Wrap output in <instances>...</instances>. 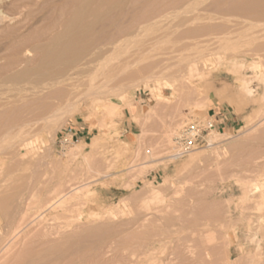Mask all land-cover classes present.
I'll return each mask as SVG.
<instances>
[{"label": "rangeland", "instance_id": "obj_1", "mask_svg": "<svg viewBox=\"0 0 264 264\" xmlns=\"http://www.w3.org/2000/svg\"><path fill=\"white\" fill-rule=\"evenodd\" d=\"M73 1L0 0V80L26 72L21 87L0 84V103L24 88L10 116L32 141L20 150L16 116L0 125V264H145L151 248L153 264H264V0ZM88 1L89 48L40 67L47 46L83 32L66 35ZM211 106L230 124L175 158V138Z\"/></svg>", "mask_w": 264, "mask_h": 264}, {"label": "bare ground", "instance_id": "obj_2", "mask_svg": "<svg viewBox=\"0 0 264 264\" xmlns=\"http://www.w3.org/2000/svg\"><path fill=\"white\" fill-rule=\"evenodd\" d=\"M72 1H73V0H72ZM84 1H86V0L81 1V3L84 2ZM91 1H92V0H91ZM95 1H96V0H95ZM95 1H94V2H95ZM100 1H102V0H100ZM107 1H109V0H107ZM110 1H111V0H110ZM113 1H115V0H113ZM118 1H119V0H118ZM123 1H124V0H122V2H123ZM125 1H126V0H125ZM252 1H254V2L256 3V0H252ZM73 2H74V1H73ZM73 2H72V3H73ZM79 2H80V1H79ZM89 2H90V1L86 2V3H88V4H85V6H84L83 8L80 7V6H82L81 4H80V6H79V5L77 6L78 8H79V7H80V8L76 11V13H75V17H74V20H72V22L70 21L71 24L69 25L70 22L67 24V26L69 25V27H68V29H66V35H68V34L71 35L73 32H76V30H79V27L82 26L81 28H85V29L83 30V32H82L83 34H82L81 32L78 33V34L81 33L80 35H78V34H76V33H73V35L76 34V36L74 35L73 38L71 37V36H73V35H71V36L68 35V36H69L68 38H70V39L63 40L64 43H61L60 41H58V42L61 43V44L59 45L58 42H57V45H56V46H53V47H52L53 44H52V42H51V44H52V45H51V48L49 49L50 46H47V47H48V48L46 49L47 54H46L45 52H44V54H41L42 58H43V56H44V59H41V60H42V64H41L40 67H46V68H47V67H50V66L56 65V64H58V63H61V62H66V63H67V62H72V61H74L75 57H77V56L80 54V53H78V52H80L79 50L84 49V50H82V51H85V49H86V47H87V46H86V42H85V47H84V45H83L84 48H81V43L84 44V42H82V41H83V40L85 41V39H83V38H84L86 35H88V34H87L88 31H90V29L93 28V26L90 27L89 25H93L94 21H93V22L91 21L92 24H89V25H88V23H89L88 21H89V20L87 21L86 18H84V17H86L88 14H89V16H87V17H91V16H93V15L90 16V14H92V13H93V14L96 13L95 9L90 8V7H92V6L89 5V4H91V3H89ZM98 2H99V0H98L97 2H95V3H98ZM103 2H104V1H103ZM103 2H100V3L103 4ZM76 3H77V2H76ZM84 3H85V2H84ZM107 3H108V2H107ZM110 3H111V2H110ZM125 3H126V2H125ZM262 3H264V2H262ZM262 3H261V4H262ZM74 4H75V3H74ZM92 4H93V3H92ZM92 4H91V5H92ZM104 4H105V3H104ZM104 4H103V5H104ZM113 4H115V3H113ZM253 4H254V3H253ZM256 4H257V3H256ZM259 4H260V3H259ZM75 5H77V4H75ZM88 5H89L90 7H89ZM109 5H110V4H109ZM109 5H108V7H109ZM111 5H112V4H111ZM111 5H110V6H111ZM115 5H116V4H115ZM262 5H264V4H262ZM93 6H94V5H93ZM104 6H107V5H104ZM113 6H114V5H113ZM251 6H253V5H251ZM255 6H256V5H255ZM255 6H253V7L255 8ZM72 7H73V6H72ZM95 7H96V4H95ZM97 7H98V6H97ZM97 7H96V8H97ZM115 7H116V6H115ZM119 7H121V6H119ZM261 7H263V6H261ZM73 8H74V7H73ZM73 8H72V9H73ZM251 8H252V7H250V9H251ZM254 8H253V9H254ZM76 9H77V8H76ZM76 9H73V10H76ZM99 9H100V7H99ZM101 9H102V8H101ZM101 9H100V10H101ZM103 9H104V8H103ZM108 9H110V8H108ZM120 9H122V8H120ZM250 9H249V10H250ZM93 10H94V11H93ZM96 10H98V9H96ZM105 10H106V9H105ZM105 10H104V12H105ZM112 10H114V9L112 8ZM112 10H111V11H112ZM71 11H72V10H71ZM89 11H90L91 13H90ZM102 11H103V10H102ZM102 11H101V12H102ZM115 11H119V10H115ZM101 12H100V13H101ZM106 12H107V11H106ZM109 12H110V10H109ZM120 12H121V11H119V14H120ZM98 13H99V12H98ZM70 14H72V13H70ZM86 14H87V15H86ZM102 14H105V13L102 12ZM106 14H107V13H106ZM110 14H111V13H110ZM100 15H101V14H100ZM112 15H113V14H112ZM101 16H102V15H101ZM101 16H99V18H100ZM105 16H106V15H105ZM115 16H116V15H115ZM115 16H114V18H116ZM117 16H118V15H117ZM70 17H71V16H70ZM96 17H97V16H96ZM107 17H108V14H107ZM107 17H104V19L106 18V20H109V19H107ZM97 18H98V17H97ZM97 18H96V19H97ZM99 18H98L97 21H100V20L102 19V18H101V19H99ZM114 18L112 19V21H115ZM1 19H3V18H1ZM84 19H85V20H84ZM88 19H90V18H88ZM92 19L95 20L94 17H93ZM70 20H71V19H70ZM83 20L85 21V23H86V21H87L86 24H87L89 27H88L87 25H84L85 23H84ZM95 21H96V20H95ZM101 21H102V20H101ZM112 21H109V23L112 22ZM91 22H90V23H91ZM105 22H106V21H105ZM100 23H101V22H100ZM103 23H104V21H103ZM107 23H108V22H107ZM107 23H104V24L106 25ZM95 24H96V23H95ZM98 24H99V22L97 23V25H98ZM104 24H103V25H104ZM67 26L65 25L66 28H67ZM83 26H85V27H83ZM86 26H87V27H86ZM106 26H108V25H106ZM94 27H96V26H94ZM103 27H104V26H103ZM77 28H78V29H77ZM89 28H90V29H89ZM98 28H99V27H98ZM63 29H64V28H63ZM80 30H81V29H80ZM80 30H79V31H80ZM93 30H94V29H93ZM99 30H100V29H99ZM99 30H98V32H99ZM102 31H103V30H102ZM77 32H78V31H77ZM103 32H104V31H103ZM105 32H106V31H105ZM60 33H61V32H60ZM62 33H63V35H64V32H62ZM100 33H102V32H100ZM100 33H98V34L100 35ZM91 34H92V32H91ZM95 34H97V31L95 32ZM98 34H97V35H98ZM66 35H65V36H66ZM89 35H90V34H89ZM92 35H93V34H92ZM101 35H102V34H101ZM65 36H64V37H65ZM93 36H95V35H93ZM103 36H104V34H103ZM95 37H97V36H95ZM101 37H102V36H101ZM101 37H100V38H101ZM62 38H63V37H62ZM65 38H66V37H65ZM63 39H64V38H63ZM97 39H98V38H97ZM101 39H103V37H102ZM89 40H90V42H91V39H90V38H89ZM95 40H96V39H95ZM52 41H53V40H52ZM63 41H62V42H63ZM92 41L94 42V40H92ZM53 42H55V41H53ZM88 42H89V41H88ZM48 43H49V42H48ZM94 43H95V42H94ZM49 44H50V43H49ZM49 44H48V45H49ZM91 44H92V43H91ZM45 45H46V44H44V46H45ZM54 45H55V44H54ZM88 46H89V44H88ZM91 46H92V45H91ZM169 46H170V45H169ZM40 47H41V46H40ZM45 47H46V46H45ZM80 48H81V49H80ZM87 48H89V47H87ZM168 48H169V47H168ZM40 50H41V49H40ZM43 51H45V50L42 49V51H40V52L43 53ZM16 52H17V53H16ZM19 52H20V51H15V54H18ZM13 54H14V53H13ZM45 54H46V56H45ZM77 54H78V55H77ZM81 54H82V52H81ZM16 57H17V56H16ZM14 58H15V57H14ZM14 58H13V59H14ZM77 58H78V57H77ZM17 59H18V57H17ZM17 59L15 58V60H17ZM141 63H142V62H141ZM259 64H260V63L257 64V63H255V61H254L252 64L249 65V68H251V69H253V70H255V68L260 69V68H258V67H259ZM251 69H250V70H251ZM257 69H256V70H257ZM250 70H249V71H250ZM253 70H252V71H253ZM19 72H20L21 74H20V73H19V74H17V73L14 74V75H16V76L18 75L17 77L14 76V75H11V76H10V77H13V76H14L13 79H12V78L9 79L8 77L5 79V77H4V78H3L4 81H5V80H7V81H5V82L3 81V82H4V83H3V82L0 80V82H1L0 84H1V85H2V84H3V85H6L7 83H8V84L10 83L11 86L14 85V87H16V88L21 87L20 84L22 83V81H24V78H22L21 76L24 77V75L26 74V72H25V70H24V71L21 70V71H19ZM22 72H24V73H22ZM149 72H150V71H149ZM149 72H148V73H149ZM254 72H255V71H254ZM151 73H152V72H151ZM22 74H23V75H22ZM19 75H20V76H19ZM257 77H259V79H261V81L264 80V69H262V71L259 72V74L257 75ZM3 79H2V80H3ZM22 79H23V80H22ZM20 82H21V83H20ZM239 82H240V86H241V91H242L246 96H248V99H249V100L255 101V98L253 97L254 90L252 89V87H251V85H250V82H249V87H248L247 85H245L246 80H245L244 77H240V78H239ZM8 84H7V85H8ZM10 84H9V85H10ZM22 85H23V83H22ZM164 85H165L166 87H169V88L171 89L172 84H168L167 82H165ZM2 87H3V86H2ZM2 87H1V88H2ZM7 88H8V87H7ZM12 88H13V87H12ZM3 89H4V88H3ZM14 89H15V88H14ZM19 89H21V88H19ZM23 89H24V88H22V91L25 92V90H23ZM5 90L7 91V89H5ZM17 90H18V89H16L15 91H17ZM22 91L20 90V91L16 92L15 95H12V96L9 95V94H11V93L8 91V93H9L8 95H9V96H6V99H5L6 101L3 100V102H5V103H0V107H2V108L0 109V125L2 124V126H3V123H5V121H8V119L11 120L10 118H13V119L17 118L16 115H15L16 117L13 116V115L16 113L17 108H18L15 104H16L17 102H18V103H19V102H25V101H23V100H24V99H23L24 96L21 95V92H22ZM1 92H2V91H1ZM23 92H22V93H23ZM6 94H7V92H6ZM23 94H24V93H23ZM2 95H3V94H2ZM254 95H255V94H254ZM0 97H1V96H0ZM249 97H250L251 99H250ZM3 98H4V97H3ZM256 98H257V97H256ZM22 99H23V100H22ZM0 100H1V99H0ZM250 102H251V101H250ZM18 103H17V105H18ZM22 104H23V103H22ZM197 104H199V103H197ZM259 104H260V103H259ZM259 104H258V105H259ZM26 105H27V103L25 104V106H26ZM22 106H23V107H21V105H20L18 109H21V108H22V110H24V107H25V106H24V105H22ZM196 106H197V105H196ZM26 109H27V108H26ZM26 109H25V110H26ZM14 110H15V112H12V111H14ZM19 111H20V110H19ZM19 111H18V112H19ZM11 112L14 113V114L12 115V117L10 116V114H12ZM20 112H21V111H20ZM22 112H23V111H22ZM22 112H21V113H22ZM26 112H27V111H26ZM26 112H23V113H25V115H26ZM19 116H20V115H19ZM26 116H27V115H26ZM14 117H15V118H14ZM23 117H24V116H23ZM5 119H7V120H5ZM13 119H12V120H13ZM17 119L20 120V118H17ZM17 119H16V120H17ZM16 120L14 121V123L16 122ZM22 120H23V119H22ZM22 120L19 121L20 123H19V122L15 123V124H17V125H20L19 127H17L18 129H15V128L13 127V126H16V125H14V123H13V125H11L13 121L10 122L11 124H10L9 122H8V125H5L7 122L4 124V126H5V127H4V131L6 130V131H5L6 134H7V130H8L10 127L14 128V129L17 131V132L15 131L16 133H15V132L13 133V134H15V135H12V137L14 136V139L19 137V143H18V144H19V148H20V146H21V149H20V150H22L23 148L25 149L26 147H28L29 144L32 143V141H28V140H27V137L24 136V135H25V129H26V127L23 126V125H24V124H23V121H24V120H23V121H22ZM2 126H0V127H2ZM5 128H6V129H5ZM7 128H8V129H7ZM0 129H1V128H0ZM12 131H13V130H12ZM213 131H215V130H213ZM5 132H3V134H4ZM0 133H2V130L0 131ZM6 134H5V135H6ZM11 134H12V133H11ZM11 134H10V135H11ZM8 136H9V135H8ZM15 136H18V137H15ZM1 137H2V135H1ZM46 138H47V137H46ZM8 139H9V138H7V140H8ZM12 139H13V138H12ZM12 139H11V141H13V143H15L14 140H12ZM4 141H5V137L2 138V139H0V144L2 145V143H3ZM16 142H18V139H17ZM5 143H8V141L5 142ZM3 144H4V143H3ZM1 145H0V148H1ZM5 145L7 146L8 144H4V146H5ZM2 146H3V145H2ZM4 146H3V147H4ZM5 148H6V147H5ZM16 149H17V148H16ZM193 153H194V152H193ZM197 153H198V152H197ZM171 154H172V153H171ZM171 154H170V155H171ZM173 154H174V153H173ZM195 154H196V153H195ZM6 156H7V155H6ZM195 157H196V156H195ZM7 158H8V157H7ZM192 158H193V157H192ZM4 159H5V158H4ZM173 159H174V157H173ZM189 160H191V159H189ZM3 161H4V160H3ZM142 168H143V166H142ZM144 168H145V167H144ZM35 182L37 183L36 180H35ZM33 183H34V182H33ZM38 183H39V182H38ZM34 184H35V183H34ZM31 186H33V184H32ZM31 186H30V187H31ZM38 186H39V185H38ZM85 186H86V185H82V188H79V189L77 188L76 191H80L81 189H84ZM30 187H29V188H30ZM31 189H32V188H31ZM31 189H30V191H31ZM32 190H33V189H32ZM37 190H39V189L37 188ZM37 190H36V191H37ZM34 191H35V190H34ZM36 191H35V192H36ZM39 193H40V191H39ZM32 194H34V193H32ZM78 194H79V192H77V193L74 194V195L69 196L70 199L67 198V197H64V196H59V197L56 196L55 200H53L52 202H50V203L48 204L49 206H48L47 204H46V205L48 206V208H50V207L53 206V208H51L52 210H54V208H61V207L63 208V207L66 205V203H67L68 200H71V198H72V199H73V198H77V195H78ZM19 195H20V194H19ZM63 195H64V194H63ZM14 196H15V195H14ZM14 196H13V197H14ZM27 196H28V195H27ZM27 196H26V197H27ZM39 196H40V194H39ZM33 197H34V196H33ZM15 198L17 199V197H15ZM22 198H23V197H22ZM30 198H31V197H30ZM35 198H36V196H35ZM16 199H15V200H16ZM20 199H21V198H20ZM33 199H34V198H33ZM36 199H37V198H36ZM36 199H35V200H36ZM29 200H30V199H29ZM31 200H32V199H31ZM38 200H39V199H38ZM20 201H21V200H20ZM20 201H19V203H21ZM24 201H26V200H24ZM40 201H41V200H40ZM35 202L37 203V201H35ZM68 202H69V201H68ZM16 203H17V202H16ZM16 203H15L14 205L17 206ZM22 203H24V202H22ZM25 203H26V202H25ZM31 203L34 204L33 202H31ZM28 204L30 205V203H28ZM41 204H42V203H41ZM41 204H40V205H41ZM67 204H68V203H67ZM69 205H70V204H69ZM21 206H22V205H21ZM32 206H34V205H32ZM36 206H37V205H36ZM36 206H35V207H36ZM38 206H39V204H38ZM47 206H46V207H47ZM24 207H25V206H24ZM40 207H42V205L39 206V208H40ZM46 207H45V209H46ZM66 207H67V206H66ZM8 208H9V207H8ZM8 208H7V209H8ZM11 208H12V207H11ZM13 208H15V206H14ZM29 208H30V207H29ZM29 208H27V210H29ZM33 208H34V207H33ZM42 208H43V207H42ZM48 208H47V209H48ZM7 209H6V210H7ZM19 209H23V207H20ZM19 209H18V210H19ZM24 209H25V208H24ZM37 209H38V207H37ZM51 209H50V210H51ZM68 209H69V207H68ZM6 210L4 211L5 213H6ZM11 210H13V209H11ZM11 210H10V211H11ZM39 210H40V209H39ZM42 210H43V209H42ZM65 210H66V209H65ZM69 210H70V209H69ZM14 211H15V210H14ZM14 211H13V212H14ZM22 211H23V210H22ZM25 211H26V210H25ZM29 211H30V210H29ZM40 211H41V210H40ZM56 211H57V210H56ZM63 211H64V210H63ZM67 211H68V210H67ZM27 212H28V211H27ZM27 212H26V213H27ZM43 212H44V211H43ZM19 213H20V212H19ZM19 213H17V214H19ZM31 213H33V212H31ZM40 213H42V212H40ZM64 213H65V212H64ZM1 214H2V213H1ZM1 214H0V216H2ZM8 214H9V213H8ZM20 214H21V213H20ZM20 214H19V215H20ZM27 214H28V213H27ZM34 214H35V213H34ZM37 214H38V211H37ZM37 214H35V216H36ZM60 214H61V213H60ZM11 215H12V214H11ZM13 215H14V214H13ZM15 215H16V214H15ZM28 215H29V214H28ZM28 215H26V216H27V217H30V216H28ZM30 215H31V214H30ZM32 215H33V214H32ZM39 215H40V214H39ZM5 216H7V215H5ZM9 216H10V215H9ZM23 216H24V215H23ZM41 216H43V215H41ZM58 216H59V215H58ZM7 217H8V216H7ZM13 217H14V216H13ZM19 217H20V216H19ZM36 217H37V216H36ZM36 217H35V218H36ZM44 217H45V216H44ZM3 218H4V217H3ZM3 218H2V219H3ZM30 218H31V217H30ZM45 218H46V217H45ZM59 218H60V217H59ZM19 219H20V218H19ZM26 219H27V218H26ZM28 219H29V218H28ZM32 219H33V218H32ZM37 219L39 220V218H37ZM40 219H41V218H40ZM12 220H13V219H12ZM23 220H24V219H23ZM34 220H35V219H34ZM34 220H33V221H34ZM2 221H4V223H5V219L2 220ZM25 221H26V220H25ZM28 221H30V220H28ZM28 221H26L25 223L27 224ZM47 221L50 222L51 220H48V219H47ZM10 222H11V221H10V219H9V223H10ZM21 222H22V221H21ZM38 222H39V221H37V223H38ZM43 222H44V221H43ZM23 223H24V222H23ZM30 223H31V222H30ZM39 223H40V222H39ZM55 223H56V222H55ZM261 223H262V222H261ZM7 224H8V223H7ZM7 224L5 223L4 225H7ZM16 224H17V222H16ZM26 224H25V225H26ZM33 224H34V223H33ZM33 224H32V225H33ZM43 224H44V223H43ZM46 224H47V222H46ZM52 224H54V223H52ZM9 225L12 226L11 224H9ZM14 225H15V224H14ZM19 225H20V224H19ZM28 225H29V224H28ZM37 225H38V224H37ZM39 225H40V224H39ZM50 225H51V224H50ZM57 225H59V224H57ZM62 225H63V224H62ZM1 226H2V225H1ZM7 226H8V225H7ZM20 226H21V225H20ZM48 226H49V225H48ZM51 226H52V225H51ZM60 226H61V225H60ZM63 226H64V225H63ZM70 226H71V225H70ZM260 226H261V225H260ZM43 227H44V226H43ZM3 228H4V227H3ZM10 228H11V227H10ZM14 228H16V227H14ZM21 228H22V227H21ZM33 228H34V227H33ZM36 228H37V227H36ZM38 228H39V226H38ZM7 229H9V228H7ZM23 229H24V228H23ZM63 229H64V227H63ZM2 230H4V229H2ZM11 230H12V229H11ZM16 230H17V231H16ZM16 230L13 231V233H14V234H13V237H14V236H17L16 234H18V233L20 232L21 229H19V230L16 229ZM34 230H35V229H34ZM64 230H65V229H64ZM21 231H22V230H21ZM36 231H37V230H36ZM39 231H41V229H40ZM39 231H38V232H39ZM48 231H49V229H48ZM4 232H5V231H4ZM26 232H28V231H26ZM32 232H34V231H31V233H32ZM59 232H61V231H59ZM62 232H63V231H62ZM23 233H24V232H22V234H23ZM28 233H29V232H28ZM34 233H35V232H34ZM39 233H40V232H39ZM39 233H37L36 235H38ZM51 233H53V232H51ZM54 233H55V231H54ZM56 233H57V232H56ZM76 233H77V232H76ZM2 234H3V231H2ZM2 234H1V235H2ZM19 234H20V233H19ZM74 234H75V233H74ZM44 235H45V233H44ZM51 235H52V234H50L49 236H51ZM2 236H3V235H2ZM5 236H7V234H5ZM5 236H4V238H5ZM19 236H20V235H19ZM21 236H22V235H21ZM23 236H25V235H23ZM46 236H47V235H46ZM13 237H11V238L13 239ZM38 237H39V236H38ZM57 237H59V235H58ZM22 238H23V237H22ZM22 238H21V239H22ZM12 239H11V240H12ZM14 239H16V237H15ZM17 239H18V238H17ZM17 239H16V240H17ZM19 239H20V238H19ZM61 239L63 240V238H61ZM233 239H234V238H233ZM5 240H6V239H5ZM7 240H8V239H7ZM7 240H6V241H7ZM46 240H47V239H46ZM1 241H3V240L1 239ZM9 241H10V239H9ZM9 241H8V242H9ZM14 241H15V240H14ZM14 241H13V242H14ZM56 241H58V240L56 239ZM10 242H11V241H10ZM42 242H43V241H42ZM44 242H45V241H44ZM63 242H64V241H63ZM65 242H67V241H65ZM65 242H64V245H65ZM155 242H156V241H154L153 243H155ZM151 243H152V242H151ZM153 243H152V244H153ZM10 244H11V243H10ZM59 244H63V243H62V242H61V243L59 242ZM155 244H156V243H155ZM157 244H158V242H157ZM230 244H232V243H230ZM8 245H9V244H8ZM149 245H150V244H149ZM147 246H148V245H147ZM1 247H2V246H1ZM1 247H0V248H1ZM26 247H27V246H26ZM3 248H4V247H3ZM6 248H7V247H6ZM8 248H9V247H8ZM156 248H157V247H156ZM161 248H162V247H161ZM24 249H25V248H24ZM0 250H1V249H0ZM7 250H9V249H7ZM2 251H4V250H2ZM23 251H24V250H23ZM25 252H26V251H25ZM155 252H156V251H155V248L148 249L147 252H146L144 255H141V256H142V259H141V260L144 261L145 264H146V262H147V264H148V262H152L153 260H157V259H158V256L156 255L157 259L154 257V253H155ZM158 252H159V251H158ZM158 252H157V253H158ZM28 253H29V250H28ZM142 253H143V252H142ZM140 258H141V257H140ZM154 258H155V259H154ZM227 258H228V257H227ZM138 260H139V264H141V263H140V259H138ZM142 261H141V262H142ZM158 261H159V260H158ZM154 262H155V261H154ZM154 262H152V264H153ZM155 263H156V262H155ZM149 264H150V263H149Z\"/></svg>", "mask_w": 264, "mask_h": 264}, {"label": "built area", "instance_id": "obj_3", "mask_svg": "<svg viewBox=\"0 0 264 264\" xmlns=\"http://www.w3.org/2000/svg\"><path fill=\"white\" fill-rule=\"evenodd\" d=\"M220 114V110L217 112L213 110L209 117L185 126L175 138L176 145L174 157H182L199 146L207 145V136H209L213 130L217 129L220 124L218 119H223V116ZM68 134H70L71 139L76 135L72 129H69ZM63 142H65V140Z\"/></svg>", "mask_w": 264, "mask_h": 264}, {"label": "crops", "instance_id": "obj_4", "mask_svg": "<svg viewBox=\"0 0 264 264\" xmlns=\"http://www.w3.org/2000/svg\"><path fill=\"white\" fill-rule=\"evenodd\" d=\"M211 109L214 110L215 107H214V106H211ZM218 122H219L220 124H223V125H221L222 127L226 126V123H229V124H230L229 119H226L225 121H224V119H218Z\"/></svg>", "mask_w": 264, "mask_h": 264}]
</instances>
